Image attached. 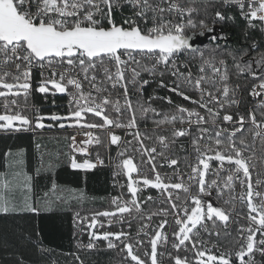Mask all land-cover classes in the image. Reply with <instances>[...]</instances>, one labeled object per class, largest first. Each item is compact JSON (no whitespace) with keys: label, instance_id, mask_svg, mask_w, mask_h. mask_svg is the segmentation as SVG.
<instances>
[{"label":"snow or ice","instance_id":"6c2138e0","mask_svg":"<svg viewBox=\"0 0 264 264\" xmlns=\"http://www.w3.org/2000/svg\"><path fill=\"white\" fill-rule=\"evenodd\" d=\"M123 5L130 7L131 15L121 12L122 18L117 21L114 12ZM222 6L235 7L249 28L259 26L264 32V0H222ZM193 11L180 0H123V4L120 0H0V130L53 127L45 120L58 122L60 128H76L85 139L69 137L70 162L73 169L80 170L104 163L98 154L96 162L87 158L89 147L102 143L92 130L106 132L109 146L121 145L122 137L115 129L132 137L123 143L139 155V162L125 148L118 153L114 173L126 178L119 185L126 188V193L112 197L110 209L83 217L76 213V222L89 233V242L82 247L91 250L103 240L108 249H114L119 242L127 264H258L257 255L264 262V172L255 171V152L245 154L250 148L249 135L253 141L260 138L264 143V52L251 56L259 47L253 43L239 56L227 53L239 74L248 73L257 81L249 95L259 98L246 116L229 114L225 109L238 108L240 101L228 86L225 59H219V67L215 58L204 59L203 52L196 48L197 34H187V29L197 27L191 18ZM215 17L225 19L220 11ZM199 26L206 27L203 21ZM211 39L226 38L213 35ZM185 51L199 52L202 63L198 76L181 71L188 65L179 63L177 57ZM246 56L250 58L244 60ZM35 69L40 70V79L34 88ZM145 72L150 77H163L165 73L175 77L169 91L196 108L177 105L174 113L158 118L161 113L151 106V100L165 99L171 104L170 98L153 96L133 103L130 86L142 96L150 82L142 79ZM159 83L160 87L167 86L163 79ZM185 86L199 98L188 95ZM33 91L45 96L67 95V114L45 115L33 108L31 118L25 115ZM150 113L157 128L172 126L171 140L164 135L155 138L161 146L159 151L145 143L153 138L139 129V121L148 119ZM177 123L186 127L178 128ZM246 123L251 127L246 128ZM186 136L192 152L185 157L187 171H181L179 158L166 153L178 138ZM75 154L86 158L78 162ZM22 163L13 161V165ZM164 168L171 172L162 171ZM17 187L0 175V213L16 210L8 193ZM23 187L31 191L29 184ZM55 188L53 184L52 190ZM148 189L156 190L159 198L144 197ZM149 203L160 206L156 211L145 210L144 205ZM238 204L247 211L237 212ZM24 210L39 211L27 202ZM157 216L161 219L153 228L151 221ZM129 217L142 222L135 241L123 230L98 231L105 222L111 227L114 222L127 221L131 227ZM230 223L238 224L231 245L223 249L209 246L204 236H219V227L227 229ZM143 237H147V247Z\"/></svg>","mask_w":264,"mask_h":264},{"label":"trees","instance_id":"16d2710c","mask_svg":"<svg viewBox=\"0 0 264 264\" xmlns=\"http://www.w3.org/2000/svg\"><path fill=\"white\" fill-rule=\"evenodd\" d=\"M184 3L194 9L191 18L197 23L195 29L186 30L188 35L216 29L218 35L226 38L210 39L199 46L206 56H229L228 52L239 56L242 50L250 49L257 38L263 37L259 28L248 27L235 7L222 6V0H184ZM216 11L225 16L223 21L215 17ZM200 21L206 27H200ZM262 48L263 43L257 53ZM41 98L38 94L37 100L41 101ZM49 100L43 113L67 114L66 108L62 107L64 97L51 95ZM51 124L52 131L47 132H0V174L5 173L14 185L29 184L32 205L39 209L38 213L26 210L0 213V264H115V251L108 249L106 242L96 249L80 248L72 224V215L76 211L93 213L110 207L111 175L107 169L97 167L88 171L73 169L67 127H58V122L51 121ZM20 151L25 158L24 165L8 167L6 161L11 157L10 153L17 152L15 157H18ZM80 156L76 154V157ZM21 171L23 176H15ZM53 184L56 185L54 191ZM18 189L8 193L14 204L18 201L15 195Z\"/></svg>","mask_w":264,"mask_h":264},{"label":"built area","instance_id":"2783aa9c","mask_svg":"<svg viewBox=\"0 0 264 264\" xmlns=\"http://www.w3.org/2000/svg\"><path fill=\"white\" fill-rule=\"evenodd\" d=\"M180 2L182 3L183 6L186 7L184 0H180ZM120 3L123 4V0H120ZM121 12H122L123 16L131 15L130 7L127 5H123L122 9L117 8L114 12V16H115L117 21H120L122 18ZM186 19H187V17H185V20ZM257 24H258V22H257ZM256 28H259V26H257ZM254 43L257 44L258 46L261 43H263V48L260 52H264V32H263V37L257 38L254 41ZM258 49H259V47H258ZM191 52L192 51H185L182 54H180L179 57H177V59H178L179 63L188 65L187 69L182 67L181 71L182 72L191 71V73L194 77L198 76L200 74L199 73V67L202 63V60L199 56V52H203L204 59L215 58L214 62H216L218 67L220 66L218 64L219 59H221V58L225 59L226 64H227V68H228V73H229L228 86L231 90L234 91L235 99L240 101L238 108L236 106H233L232 108L225 109V111L228 112L229 114H234V116L237 113L240 115L246 116L248 113V110L254 108L256 103H257V100L259 99V98H253L252 96L249 95L252 85L254 83H257V81L253 80L252 76L249 75L248 73L239 74L237 71H234V68H233L234 62L230 56H216V55H211V56L207 55L206 56V53L204 51H201V50H199V52H196V51H193L192 53ZM258 54H259V52L258 53L257 52L251 53V56H257ZM193 57H195V58L193 59ZM249 58L250 57H248V59ZM39 71H40L39 69H35L33 72V86H34V88H35L36 83L40 79ZM222 71H223V68H222ZM142 79H147L150 81L149 84L144 86L142 96H140V94L138 92H136V90L130 86L131 99L133 100V102L136 101L137 99H142V100L148 101L149 98L153 97V96L160 97V98L168 97L172 101V103L169 104L167 102V100H165V99H153V100H151V105H153L155 107V109H157L161 113V117H158V118H163V114L171 115L172 113H174L177 105H183L184 107H187V108H196L195 104H192L190 101H186V100L182 99V97H180L176 93L169 91V87L174 86L172 82L175 79V77L171 76L169 73H165V75L163 77H160L159 75H157L155 77H150L148 75V73L145 72V73H142ZM161 79H163L165 85H167L166 87H160L159 82ZM245 85H248V88H246ZM184 90L193 99L199 98L198 93L191 90L190 87L185 86ZM38 94L41 95V97H42L41 101L37 100ZM57 95L60 97H64L65 102H64V104H62L63 105L62 107H65L66 112H68L69 97L67 95H64V94H57ZM50 98H51V95L45 96L44 94H40L38 92L33 91L32 95L28 101L29 110L26 111L24 114L28 115L31 118L34 115L33 108H37L40 110L41 114H45V113H43L44 105L49 103ZM108 111L113 117H115L116 114L111 108H109ZM223 114H224V112L222 111L221 116ZM45 115H47V114H45ZM91 118L92 117L89 116V119H91ZM257 119H260L259 111L257 112ZM44 123L45 124H51V121L45 120ZM176 127H178V128L179 127H186V125H180L179 123H177ZM245 127L250 128L251 125L246 123ZM171 128H172L171 125H162L161 127L157 128V126L153 123V118H152L151 114H149L148 119L139 121V129H140L141 133H147L148 136H151L153 138L151 140H146L145 143L149 146H156L158 151L160 150L161 146L158 143H156L155 138L159 135H164V136L168 137L169 140H171ZM47 131H52V129L49 127H45L44 129H35L33 127L29 131H23V130H21V131H13V130L4 131V130H0V132H5V133H10V132L38 133V132H47ZM66 131H68V133L70 134L69 137L72 135H75L77 141L85 139V137L81 134L80 130H78L76 128L67 127ZM92 131L100 136L102 143L100 145L90 146L89 147L90 155L87 158L96 162L97 154H98L99 159L104 161V163L102 165L97 164V168L107 169L111 175L110 184H111L112 190L109 194V203H110L112 197L117 196L122 191L126 193V188L122 189L119 186V185L125 183L126 178L122 175L121 176L114 175V173L117 171L116 164H117L118 160L120 159V157H118V153L120 151H123L125 148H128V155L135 156L137 163L139 162V155L137 153L132 152L131 146L123 143L124 140H131L132 139V137L127 135L124 130H122V129H115L114 130L117 135H120L122 137V142H121V145L119 147L117 145L109 146L108 136H107L106 132H103V131L97 132V130H92ZM194 131H195V129H193V132ZM248 142H249L250 148H249V152H246L245 154L248 155L251 152H255V157L252 161L256 165L255 171L264 172V143L261 142L260 138H257L255 141H253L251 135L248 136ZM70 143H71V141H70ZM191 152H192V147H191V143H190V138L186 136V137L178 138L174 144H171L170 148L166 154H171L174 157H178L180 160V164H179L180 170L181 171H187V168H186L187 161L185 160V157ZM84 158H86V157H84ZM162 171L171 172V169L164 168ZM253 179H255V172L253 173ZM142 195L144 197L150 195L154 198H159V193L154 189H148V190L144 191ZM220 203H222V201ZM159 206L160 205L158 203L155 205L149 203V204L144 205V208H145V210L156 211L159 208ZM111 207L112 206L110 203V207L107 209H110ZM225 207H227V206H225ZM107 209H105V210H107ZM246 211H247V209L245 207H243L239 204L237 205V212H246ZM76 213H80L81 217L86 216V215H91V213H83L81 211H76L72 215V224L74 226L75 232L77 233V242L76 243L80 248L87 249L86 247H82V246L88 244L89 233H88V230L86 229V227H84L83 225H80L76 222ZM234 215H235V213H234ZM100 219L102 221H105V218H100ZM127 219L131 220V227H129L127 221L123 224L118 223V222H114L111 227H108L106 222H105V227L98 229V231H100V232H102V231L118 232V231L123 230L124 232L130 233V239L135 241V239L137 237V230L139 229L140 224L142 222L139 219H132L130 217ZM160 219H161V217H159V216L153 218V220L151 221L153 228H155L156 224L159 223ZM168 219H169V222H171V219H172L171 216H169ZM239 223H244V221L240 220ZM237 227H238V224L230 223L228 228L225 229L221 225L218 229L220 232L219 236L213 235L211 238H209L208 236L205 235L204 239H205V241H207L209 243V246H211L212 244H215V245H219L222 249L227 248L232 243V237H235V235H236L235 230ZM166 230L170 232V229H166ZM228 233H231V236H229ZM143 238L146 241L145 247H147V237H143ZM102 242H106V241H103V240L97 241L96 247L93 249L99 248L101 246ZM116 243L118 244V247L113 249L115 251V258H114L115 264H127V262L124 260V256L126 255V253L121 251L122 245H120L119 242H116ZM169 250L171 251L170 248H169ZM213 251H215V249H213ZM256 259H257L258 264L262 263L259 255H257ZM166 264H167V262H166Z\"/></svg>","mask_w":264,"mask_h":264},{"label":"crops","instance_id":"0c3cea01","mask_svg":"<svg viewBox=\"0 0 264 264\" xmlns=\"http://www.w3.org/2000/svg\"><path fill=\"white\" fill-rule=\"evenodd\" d=\"M19 154H20V156H18V157H9L7 159V161H6L7 163L6 164H7L8 167L13 166V161H17V160H22L23 161L22 165H24L25 158H24L23 152L20 151ZM21 172L22 173L20 175L23 176L24 175V172L23 171H21ZM0 175L5 176V173H1ZM18 185L20 187L18 189V192L15 193V195L17 196L16 198L18 199L17 203L14 204L13 199L12 198H9V199H10L11 203L15 205V208H16L15 211H25L24 210L25 203L26 202L27 203H31V204L33 203V200L31 199L32 198V193H31V191H28V190H26L23 187L24 183L20 182V183H18Z\"/></svg>","mask_w":264,"mask_h":264},{"label":"water","instance_id":"95a60500","mask_svg":"<svg viewBox=\"0 0 264 264\" xmlns=\"http://www.w3.org/2000/svg\"><path fill=\"white\" fill-rule=\"evenodd\" d=\"M200 33H204L205 35L201 36L199 35ZM218 33L219 32H217L216 29H214V32L212 33H209L208 29L206 31L204 30V31H200L199 33H197L196 48H198L201 45L206 44L213 35H218Z\"/></svg>","mask_w":264,"mask_h":264},{"label":"rangeland","instance_id":"374dc122","mask_svg":"<svg viewBox=\"0 0 264 264\" xmlns=\"http://www.w3.org/2000/svg\"><path fill=\"white\" fill-rule=\"evenodd\" d=\"M142 100V99H141ZM142 101H144V100H142ZM133 103H135V101L133 102ZM153 108H155L153 105H151ZM151 114V113H150ZM18 153L17 152H14V153H10V156L11 157H15L16 155H17ZM76 155V154H75ZM79 155V154H78ZM18 156H20V154L18 155ZM76 159H77V161L78 162H82L83 161V159H85L84 157H76ZM89 159V158H88ZM91 160V159H90ZM92 162H94L93 160H91ZM80 170V169H79ZM88 171V170H87Z\"/></svg>","mask_w":264,"mask_h":264},{"label":"flooded vegetation","instance_id":"af4514ba","mask_svg":"<svg viewBox=\"0 0 264 264\" xmlns=\"http://www.w3.org/2000/svg\"><path fill=\"white\" fill-rule=\"evenodd\" d=\"M220 35V34H219ZM211 39V38H210Z\"/></svg>","mask_w":264,"mask_h":264}]
</instances>
